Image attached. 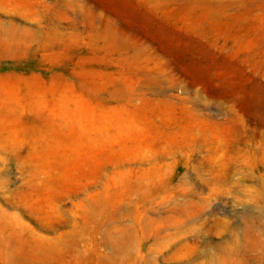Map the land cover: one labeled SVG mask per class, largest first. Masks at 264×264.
I'll return each instance as SVG.
<instances>
[{
    "label": "rangeland",
    "instance_id": "1",
    "mask_svg": "<svg viewBox=\"0 0 264 264\" xmlns=\"http://www.w3.org/2000/svg\"><path fill=\"white\" fill-rule=\"evenodd\" d=\"M17 1L0 7L2 222L97 243L101 264H219L260 232L264 0Z\"/></svg>",
    "mask_w": 264,
    "mask_h": 264
},
{
    "label": "bare ground",
    "instance_id": "2",
    "mask_svg": "<svg viewBox=\"0 0 264 264\" xmlns=\"http://www.w3.org/2000/svg\"><path fill=\"white\" fill-rule=\"evenodd\" d=\"M29 2V1H28ZM0 7H3L6 12L8 11V13H14L15 11H17L18 9L23 8L20 5V2H18L17 0H0ZM30 9V8H29ZM2 11V10H0ZM5 12V13H6ZM21 12V11H20ZM26 12V11H25ZM9 13V15H10ZM23 14L25 16V13L23 11ZM12 15V14H11ZM30 16V15H29ZM26 17V16H25ZM29 19V17H27ZM1 24V23H0ZM74 25V24H73ZM3 26V23H2ZM16 28V27H15ZM94 28V27H93ZM2 29V28H1ZM5 29V28H4ZM9 29V28H8ZM92 29V26H91ZM29 30V29H26ZM104 30V29H102ZM4 31V30H1ZM14 31V30H13ZM11 31V32H13ZM23 31V30H22ZM32 31V30H31ZM46 31V30H45ZM24 32V31H23ZM26 32V31H25ZM3 33V32H2ZM48 33V32H46ZM50 33V32H49ZM23 34V33H22ZM2 35V34H0ZM5 35V34H4ZM26 36V35H25ZM23 36V37H25ZM50 36V35H49ZM57 36V35H56ZM12 37V36H11ZM4 38V37H3ZM7 39V38H6ZM21 39V38H20ZM18 39V41L20 40ZM28 39V38H27ZM26 39V40H27ZM54 39V38H53ZM11 40V39H10ZM10 40H4L1 38L0 36V46L3 47H9L10 45L12 46V43ZM15 42L16 39L14 38ZM22 40V39H21ZM25 40V39H24ZM23 41V40H22ZM40 41V39H39ZM55 41V40H54ZM14 42V43H15ZM24 42V41H23ZM58 42V41H57ZM30 43V42H29ZM49 43V42H48ZM16 44V43H15ZM39 44V42H38ZM17 45V44H16ZM22 46V45H21ZM26 46V45H25ZM41 46V45H40ZM2 47V48H3ZM1 48V49H2ZM13 49V47H12ZM44 50V47H43ZM1 51V50H0ZM10 51V50H9ZM4 52V49H3ZM45 52V51H43ZM11 53V52H10ZM4 54V53H3ZM7 54V53H6ZM40 54V53H39ZM8 55V54H7ZM14 55V54H13ZM6 57V56H5ZM4 57V58H5ZM15 57V56H14ZM9 58V57H8ZM12 58V57H11ZM1 59V58H0ZM162 101V99H159V101ZM198 105V104H197ZM199 106V105H198ZM184 107V106H183ZM199 109V108H198ZM254 109V108H253ZM192 113V112H191ZM195 117V116H194ZM197 118V117H196ZM202 118V117H201ZM199 119V118H198ZM230 119V118H229ZM228 119V120H229ZM232 119V118H231ZM208 120V119H205ZM203 121V118H202ZM212 122V121H211ZM214 123V122H213ZM225 123V122H223ZM222 124V123H221ZM206 126V125H205ZM213 127V126H212ZM210 129V128H209ZM215 132V131H214ZM206 134V133H205ZM202 136V135H201ZM218 138V137H217ZM217 144V143H216ZM233 149V148H232ZM214 153V152H213ZM214 155V154H213ZM238 157V156H237ZM233 170V169H232ZM257 195V194H256ZM255 197V196H254ZM257 198V197H256ZM264 209V208H263ZM264 210H261L260 213L257 215V225L260 228V232L259 230H257L258 234H256V231L252 225V223H250L248 221V225L246 226L245 230L243 229L244 233L242 234V238L238 240L234 241V245L232 247L233 250L230 249V252H226L228 254H230L232 256V254H235L237 256H240V261H231L229 259V255L225 256L223 258V261H221V263L219 264H248L249 259H247L248 253L253 251V250H260V258H258V260L255 258L254 261L257 264H264ZM197 213V212H196ZM246 213V212H245ZM249 213V212H248ZM185 214V213H184ZM1 215V214H0ZM3 216V215H2ZM246 219L249 218L247 215ZM5 217V216H3ZM138 218V217H137ZM137 218L135 220H137ZM1 219V218H0ZM2 220V219H1ZM0 220V232L2 233V231L6 233V235H3V237H0V257H3L4 259L7 260L8 264H82V261L85 260L84 262L86 263V257L89 256L90 261L88 259L89 264H101V260L98 257H102V256H96L97 255V249L95 251V244L94 246H92L88 251L87 249V256L84 255V253L86 252L85 247L82 249H79L77 247V241L75 238L68 236H64V235H58L56 237H54V239H43L40 238L38 236H36L33 232L28 230H25V227H22L20 223H18L20 225V227L18 228H12L9 227L8 225H6L4 222H2ZM5 220V219H4ZM97 220V219H96ZM139 220V218H138ZM248 220V219H247ZM89 221V220H87ZM91 221V220H90ZM92 222V221H91ZM100 222V221H99ZM8 223V222H7ZM85 223V222H84ZM88 223V222H87ZM95 223V222H93ZM136 223V222H135ZM92 224V223H90ZM141 224V223H140ZM96 225V223H95ZM99 225V224H98ZM137 225V224H136ZM145 225V224H144ZM15 226V225H12ZM86 227V224L84 225ZM138 226V225H137ZM83 226H81L82 228ZM89 227V226H88ZM98 227V226H97ZM103 227V226H102ZM141 227V226H138ZM88 229V230H87ZM95 229V228H94ZM81 230V229H80ZM79 229L76 230L78 231V233H80ZM86 232H87V236L88 233H90L89 228L86 227ZM84 230V231H85ZM140 230V229H139ZM75 232V230H72ZM83 231V230H82ZM81 231V232H82ZM95 231V230H92ZM85 232V235H86ZM24 233V234H23ZM77 233V234H78ZM92 233V232H91ZM90 233V234H91ZM95 233V232H93ZM96 234V233H95ZM80 235V234H79ZM78 235V236H79ZM84 235V237H85ZM93 235V234H91ZM73 236V235H72ZM76 236V233L75 235ZM76 236V237H78ZM94 236V235H93ZM96 236V235H95ZM89 237V236H88ZM87 237V238H88ZM91 237V236H90ZM89 237V238H90ZM79 238V237H78ZM81 238V237H80ZM247 238V239H246ZM86 239V238H85ZM91 239V238H90ZM95 239V238H94ZM82 240L81 242H83L84 239H80ZM89 240V239H88ZM87 240V241H88ZM94 242V240H93ZM80 243V241L78 242ZM89 243H92L89 241ZM88 244V243H87ZM79 245V244H78ZM180 245V244H179ZM100 246V245H99ZM98 246V247H99ZM179 247V246H178ZM230 247V246H229ZM228 247V248H229ZM87 248V247H86ZM182 248V247H181ZM184 249V247H183ZM190 250V249H189ZM160 251V250H159ZM228 251V250H226ZM183 252V251H182ZM96 253V255H95ZM225 253V254H226ZM254 253V252H253ZM99 254V253H98ZM224 254V255H225ZM100 255V254H99ZM175 256V255H174ZM230 256V258H231ZM257 256V255H256ZM104 258L103 260H105V258L107 259V257H102ZM109 258V257H108ZM112 258V257H111ZM212 259V258H211ZM100 260V261H99ZM109 260V259H108ZM107 261V260H105ZM212 259L211 264H216L218 261H215ZM253 261V262H254ZM6 262V261H5ZM113 262V261H112ZM84 263V264H85ZM114 263V262H113ZM87 264V263H86ZM105 264V263H103ZM106 264H110L106 262Z\"/></svg>",
    "mask_w": 264,
    "mask_h": 264
}]
</instances>
